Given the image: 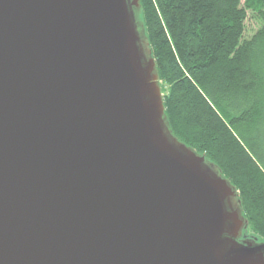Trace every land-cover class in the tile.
Instances as JSON below:
<instances>
[{"label":"water","instance_id":"water-1","mask_svg":"<svg viewBox=\"0 0 264 264\" xmlns=\"http://www.w3.org/2000/svg\"><path fill=\"white\" fill-rule=\"evenodd\" d=\"M140 15L0 0V264H264L238 188L170 127Z\"/></svg>","mask_w":264,"mask_h":264},{"label":"trees","instance_id":"trees-1","mask_svg":"<svg viewBox=\"0 0 264 264\" xmlns=\"http://www.w3.org/2000/svg\"><path fill=\"white\" fill-rule=\"evenodd\" d=\"M173 133L238 188L264 240V0H140ZM248 10L261 25L246 37Z\"/></svg>","mask_w":264,"mask_h":264},{"label":"rangeland","instance_id":"rangeland-1","mask_svg":"<svg viewBox=\"0 0 264 264\" xmlns=\"http://www.w3.org/2000/svg\"><path fill=\"white\" fill-rule=\"evenodd\" d=\"M138 12L140 13V8L138 9ZM141 19V15H140ZM261 22L260 20L254 15V13L251 10H248V19L246 20V31L245 36L251 37L260 27Z\"/></svg>","mask_w":264,"mask_h":264}]
</instances>
